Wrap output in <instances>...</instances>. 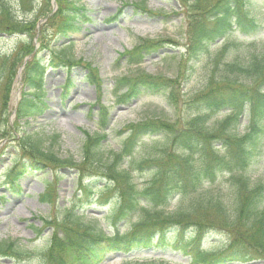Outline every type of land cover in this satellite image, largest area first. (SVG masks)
<instances>
[{
  "label": "trees",
  "instance_id": "trees-1",
  "mask_svg": "<svg viewBox=\"0 0 264 264\" xmlns=\"http://www.w3.org/2000/svg\"><path fill=\"white\" fill-rule=\"evenodd\" d=\"M25 1L15 0V6ZM185 1L193 14L187 30L188 57L198 60L209 53L217 39H223L219 53L210 61L212 70L205 87L186 105L189 118L179 128L178 122L145 120L128 124L122 129L125 135L117 151L105 150L102 142L105 134L85 133L81 161L76 168L89 174L100 172V176L108 180L101 187L89 181L79 188L89 199L97 193L94 200L98 204L109 202L108 213L103 215L106 228L90 225L89 219L84 221V213L70 210L52 225L46 264H98L113 252L125 255L123 264H168L155 259L139 261L131 256L134 250L150 245L160 250L177 251L188 256L192 264L264 260V183L254 181L248 174L264 149V49L256 51L247 45L226 41L231 32L252 34L258 30L249 9L255 0ZM62 4L65 6L61 7ZM85 10L78 0H57V10L44 13L45 22L53 24L58 36L69 37L89 20ZM14 31H27L31 38L36 24L18 21L8 0H0V32ZM26 43L30 45V41ZM156 46L157 43L145 42L120 55L126 56L129 63H138L157 50ZM33 49V45L26 46L23 56ZM49 62L36 56L26 62L23 81L29 90L23 92L18 102L17 120L22 115L43 111L44 74L49 65L56 66L52 60ZM63 64L70 69V59ZM173 82L142 72L117 78L113 93L117 102H128L143 90H166L170 104L177 107ZM100 107L99 124L105 127L108 111ZM220 110L227 111L224 118L217 121L215 127L207 126L208 116ZM245 113L246 122L242 124L240 116ZM6 131H0L1 138H13L7 135L11 129ZM165 133L173 134L171 140L168 138L171 144L159 149L158 155L141 157L127 167L122 166L143 136ZM56 136L53 135L52 140ZM19 137L28 161L20 165L15 161L19 168L5 169L9 178L7 184L15 192L21 191L16 183L18 178L43 168L46 163L57 167L73 164L71 159H61L42 147V140L34 131L22 132ZM135 171L143 172L146 179L138 183L133 177ZM223 172L228 173L231 186L228 202L221 194H214L173 213L149 206L165 203L175 193L192 192L200 183L213 181ZM40 198L51 202V193L46 191ZM42 220L43 224H50L47 218ZM124 222L127 227L122 229L119 224ZM212 227L223 230L226 240L217 248L204 250L199 246L200 241ZM26 255V250L13 240H0V256L20 259Z\"/></svg>",
  "mask_w": 264,
  "mask_h": 264
},
{
  "label": "rangeland",
  "instance_id": "rangeland-1",
  "mask_svg": "<svg viewBox=\"0 0 264 264\" xmlns=\"http://www.w3.org/2000/svg\"><path fill=\"white\" fill-rule=\"evenodd\" d=\"M79 2L86 5V14L91 21L88 20L90 22L85 23L79 33L72 35L69 42H65L57 36L50 21L42 20L44 13L48 10L51 12L54 5L57 10V0H26L17 6L15 0H8L15 18L24 23H38L39 31L31 38L27 31L0 32L3 33L0 36V131L9 128L11 132L7 135H13L11 136L13 138H7L8 140L0 136V182L7 179L8 172L3 171L6 165L28 160L16 135L23 131L35 130L36 137L42 140V147L54 152L57 157L70 158L75 162L73 161L72 165H64L63 168L46 163L48 168L44 164L41 170L22 176L21 195L12 193L4 186L0 188V194L3 191L7 192L5 199H0V239H12L18 245L25 244L23 250L29 253L20 259L0 256V264H46L45 253L51 228L42 226L38 216L49 207L39 202L37 195L45 188L44 181L49 176H55L53 185L57 204L50 212L54 221L64 217L69 209L79 207L82 210L80 212L86 215L84 221L87 222L89 219L90 225L106 228L103 215L108 213L109 202L98 204L94 200L97 196L95 191V195L89 199L81 192L77 193L75 185L76 181L80 185L90 181L96 184V187H101L102 183L108 180L96 171L90 173L88 178L87 172L76 168L84 137L82 129L89 132L98 130L96 120L98 108L93 104L97 98L109 109V126L103 143L106 151H117L120 148L125 135L122 129L131 123L145 120L178 122L179 128L189 118L186 112L187 103L205 87L212 70L210 61L222 47V40H219L210 46L208 54L202 55L198 60L193 61L188 57L187 30L193 14L187 5L188 1L185 0H79ZM64 6L62 4L61 7ZM249 9L259 25L258 30L252 34L231 32L226 36V41H234L260 51L264 49V0H255ZM113 15L115 18L109 19ZM28 41L30 45H27ZM145 42L157 43V50L151 51L140 62L128 64L125 56L117 59V52L123 51L124 48L132 49ZM32 45L34 46L32 53L23 56L24 48ZM49 50L56 54L53 58L56 62L66 57L73 61L79 59L78 64L73 65L70 71L60 64L49 67L45 73L46 107L43 116H29L17 120L14 111L16 91L19 90V100L26 90L22 86L24 69L20 71V67L25 58L27 61L33 56L46 59ZM3 58L6 59L3 61ZM86 64L94 68L92 72L99 78V89L94 85L95 79L89 76L91 70ZM142 72L174 81L177 107L170 104L166 90L159 92L143 90L128 102H116L112 93L116 79L122 76H136ZM68 76L71 85L68 92L64 93L63 84ZM226 113V110H221L210 114L207 126L215 127L217 121L223 119ZM245 117L246 113L240 116L242 124L246 122ZM55 134L57 136L52 140ZM172 135L165 133L143 136L133 149L132 155L123 161L122 166L127 167L141 157L158 155L159 149L171 144L169 139L171 140ZM248 174L254 181L264 183V149L254 165L248 169ZM133 177L138 183L146 179L145 174L139 171L133 172ZM228 179V173L223 172L213 181L200 183L192 192L175 193L165 204L152 203L149 206L172 213L214 194H221L228 202L231 196ZM124 224L125 222L120 223L119 227L125 229L127 226ZM207 233L204 241L200 243L203 249L217 248L226 240V233L216 227L210 228ZM132 254V257L139 258V261L157 258L168 264H191L187 256L177 251L159 250L153 245L134 250ZM123 263V254L109 253L99 264ZM230 264H264V260Z\"/></svg>",
  "mask_w": 264,
  "mask_h": 264
}]
</instances>
